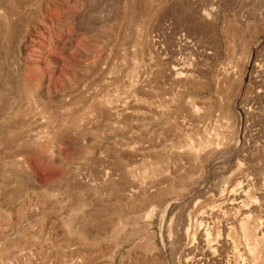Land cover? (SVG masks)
Instances as JSON below:
<instances>
[{"label":"rangeland","instance_id":"374dc122","mask_svg":"<svg viewBox=\"0 0 264 264\" xmlns=\"http://www.w3.org/2000/svg\"><path fill=\"white\" fill-rule=\"evenodd\" d=\"M203 240L264 264V0H0V264Z\"/></svg>","mask_w":264,"mask_h":264},{"label":"bare ground","instance_id":"6f19581e","mask_svg":"<svg viewBox=\"0 0 264 264\" xmlns=\"http://www.w3.org/2000/svg\"><path fill=\"white\" fill-rule=\"evenodd\" d=\"M243 211H241V212H239V214H241ZM206 233V232H205ZM205 233L204 232H201L200 233V238L202 237V236H204L205 235ZM205 237V236H204ZM203 237V238H204ZM206 239V238H205ZM202 240V239H201ZM204 241V244H203V249H202V251H201V254H200V256L197 258V261L199 262V263H201V264H208V261L212 258V257H214L213 255H212V248H211V246L209 247V244H208V241L207 240H203ZM211 254V255H210ZM210 255V256H209ZM217 259V258H216ZM224 259V258H223ZM222 262V261H221ZM224 262L225 263H228V264H240V262L238 261H236V260H234L233 258H232V260L229 258L228 260H224ZM222 264V263H221Z\"/></svg>","mask_w":264,"mask_h":264}]
</instances>
